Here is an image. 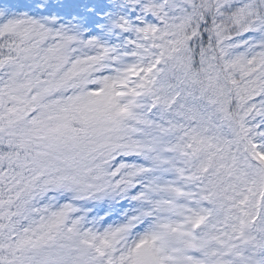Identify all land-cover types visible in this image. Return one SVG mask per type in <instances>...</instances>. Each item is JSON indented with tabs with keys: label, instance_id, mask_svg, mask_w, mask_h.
<instances>
[{
	"label": "snow or ice",
	"instance_id": "1",
	"mask_svg": "<svg viewBox=\"0 0 264 264\" xmlns=\"http://www.w3.org/2000/svg\"><path fill=\"white\" fill-rule=\"evenodd\" d=\"M0 264H264V0H0Z\"/></svg>",
	"mask_w": 264,
	"mask_h": 264
}]
</instances>
